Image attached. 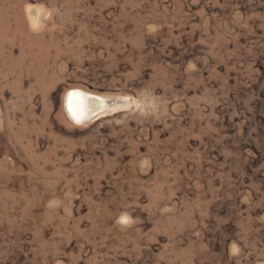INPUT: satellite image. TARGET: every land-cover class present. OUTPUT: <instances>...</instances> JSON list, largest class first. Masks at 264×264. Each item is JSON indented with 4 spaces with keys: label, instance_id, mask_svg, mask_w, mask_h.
Listing matches in <instances>:
<instances>
[{
    "label": "rangeland",
    "instance_id": "1",
    "mask_svg": "<svg viewBox=\"0 0 264 264\" xmlns=\"http://www.w3.org/2000/svg\"><path fill=\"white\" fill-rule=\"evenodd\" d=\"M0 264H264V0H0Z\"/></svg>",
    "mask_w": 264,
    "mask_h": 264
},
{
    "label": "bare ground",
    "instance_id": "2",
    "mask_svg": "<svg viewBox=\"0 0 264 264\" xmlns=\"http://www.w3.org/2000/svg\"><path fill=\"white\" fill-rule=\"evenodd\" d=\"M110 106L104 98L83 90H71L66 97L65 108L70 118L83 121L98 116Z\"/></svg>",
    "mask_w": 264,
    "mask_h": 264
}]
</instances>
